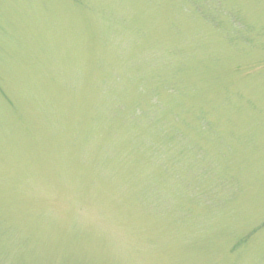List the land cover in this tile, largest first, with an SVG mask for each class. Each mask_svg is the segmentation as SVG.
I'll return each mask as SVG.
<instances>
[{
    "label": "rangeland",
    "instance_id": "obj_1",
    "mask_svg": "<svg viewBox=\"0 0 264 264\" xmlns=\"http://www.w3.org/2000/svg\"><path fill=\"white\" fill-rule=\"evenodd\" d=\"M0 264H264V0H0Z\"/></svg>",
    "mask_w": 264,
    "mask_h": 264
}]
</instances>
